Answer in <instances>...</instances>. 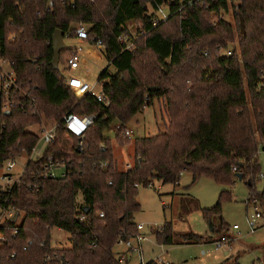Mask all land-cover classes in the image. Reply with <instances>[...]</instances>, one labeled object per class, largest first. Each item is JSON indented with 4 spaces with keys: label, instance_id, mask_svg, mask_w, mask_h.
<instances>
[{
    "label": "trees",
    "instance_id": "obj_1",
    "mask_svg": "<svg viewBox=\"0 0 264 264\" xmlns=\"http://www.w3.org/2000/svg\"><path fill=\"white\" fill-rule=\"evenodd\" d=\"M157 4L170 12L166 21L160 20ZM228 10L229 0H0V57L12 62L27 92L19 109L0 113V168L32 153L39 136L28 126L40 124L43 116L59 124L44 156L28 163L21 186L0 193V209L13 208L22 216L13 222L0 213V264H59L45 261L48 254L64 257L66 264H122L114 248L121 235L138 232L139 188L154 180L178 184L184 172L192 174L191 185L209 177L233 186L236 174H243L248 205L256 201L264 214V191L257 189L264 149V0H240L235 18H243L245 30L237 35L220 15ZM79 24L87 25L90 43L102 40V53L116 69H105L98 79L107 103L91 94L78 98L51 63L56 30L64 31V38L76 37ZM120 35H136L134 51L124 49ZM71 52L64 47L60 62ZM157 99L165 101L166 130L136 138L134 165L120 170L114 142L130 144L132 138L123 135L128 123ZM67 114L94 121L76 136L64 126ZM116 120L120 129L112 140L104 132ZM50 156L66 161V177L35 176ZM228 193L210 208L192 200L208 220L219 217L220 226L213 225L219 237L229 232L222 216ZM54 228L69 233L70 248L51 246ZM154 235L163 245L174 244L177 236L180 244L207 243L196 233L176 234L171 223ZM227 262L222 264H239Z\"/></svg>",
    "mask_w": 264,
    "mask_h": 264
},
{
    "label": "rangeland",
    "instance_id": "obj_2",
    "mask_svg": "<svg viewBox=\"0 0 264 264\" xmlns=\"http://www.w3.org/2000/svg\"><path fill=\"white\" fill-rule=\"evenodd\" d=\"M240 0H229V10L221 13L222 17L231 22L235 27L236 35L241 29V19L236 20V10ZM240 17V16H239ZM212 21L217 20L213 15ZM135 26H131L134 30ZM13 38V36H11ZM237 45V44H236ZM81 46L85 54V60L80 64L76 72H67L74 76L84 77L87 81L95 84V91H102V84L98 82L101 73L108 69L114 73L115 67L107 61L101 48L89 43L86 40H79L76 37L66 36L65 47L75 48ZM94 50L96 54L89 52ZM65 62L59 63V70L62 73ZM169 122V116L166 110L165 101L157 99L151 107H146L133 117L128 123V128L134 131L130 144H121L114 142V156L120 170H125L128 164L133 167L135 161L134 140L139 137L154 136L164 132ZM57 122L43 116L40 124L28 126V130L40 135L42 131L52 127ZM120 122L116 120L110 129L105 132V136L115 140ZM129 139V138H128ZM130 140V139H129ZM47 144L40 139L38 145L31 155L25 154L16 160V170L23 171L26 162L29 159H37L42 156L46 150ZM259 160L262 166L257 189L264 191V149L259 151ZM192 174L190 172L182 173L179 184H163L154 180L151 186H141L138 190L137 200L141 205V210L135 214V222L142 223L145 226V232L148 239L143 243V255L146 263L156 259H162L170 264H222L227 259L229 262H238L239 264H264V214L257 220L259 229L251 232L249 221L255 216L254 205H248L247 200L250 197V189L244 181L237 179L233 186L221 185L209 177H201L196 183H192ZM223 191H229L228 196L222 201V216L229 225V232L219 236L213 233V225L219 227L220 219L213 216L212 230L210 220L204 217L202 209H197L192 202H197L201 208H210L219 200ZM78 201L83 203V196L79 194ZM184 208L190 209L185 212ZM1 212V209H0ZM22 216L20 217L21 220ZM19 220V221H20ZM166 223H171L176 234L196 233L205 237L207 242L202 244H180L179 236L175 237V243L172 245L160 244L154 233L160 230ZM237 225L239 228L234 229ZM227 236L230 241L226 246H222L218 251H214L215 240ZM51 246L54 248H70V235L65 230L54 229L52 231ZM125 246H115V251L119 252L125 249ZM203 251H211L210 255H202ZM228 253V254H226ZM127 260L122 264H139L138 254H129Z\"/></svg>",
    "mask_w": 264,
    "mask_h": 264
},
{
    "label": "built area",
    "instance_id": "obj_3",
    "mask_svg": "<svg viewBox=\"0 0 264 264\" xmlns=\"http://www.w3.org/2000/svg\"><path fill=\"white\" fill-rule=\"evenodd\" d=\"M203 0H197V2H200ZM50 6H53V3L50 2ZM182 9L180 8L179 11ZM157 13L160 17V20L166 21L169 16L170 12L161 5L157 4ZM159 21H155L154 25H157ZM66 36H70V34H67ZM76 38L79 40H86L89 39V33H88V27L85 24H79L76 27ZM136 35L133 39L136 40ZM119 41L124 45L125 50H135V41L127 35H120ZM101 48L103 46L102 40H98L97 43L93 44ZM228 55L231 54L230 51L227 52ZM85 54L83 51V48L81 46L72 48L71 54L65 59L64 69L62 71L63 75L66 78V82L68 86L71 88V90L74 92V94L78 98H82L85 95L91 94L92 96H95L98 101L107 103L106 99L103 95V92H96L95 91V84L90 83L87 81L84 77L80 76H74L72 74H65V71L67 72H76L81 67L80 64L84 62ZM260 82L264 83V71H262V74L260 76ZM27 96V92L24 91L23 87L18 83L16 72L13 68V64L9 59L0 57V113L10 112L12 113L13 110H17L21 106V98H24ZM5 115V114H4ZM94 117L91 116H78L75 114H67L63 118L64 126L65 128L70 131L72 134L76 136H81L85 132V130L93 124ZM59 127V124L56 123L52 127H49L47 129L44 128L42 133H40L39 141L42 139L46 144L47 147L52 144L57 136V129ZM118 129H120V125L118 126ZM34 133V132H33ZM123 135L127 138H133L134 131L132 129H129L128 127L124 131ZM38 141V143H39ZM37 143V145H38ZM36 145V146H37ZM35 146V148H36ZM46 147V149H47ZM33 149V151L35 150ZM105 146L102 145V149L105 150ZM32 151V153H33ZM46 152V150H45ZM44 152V154H45ZM31 153V154H32ZM30 154V155H31ZM44 154L37 159H29L25 166L23 171L18 172L16 170V160L19 157H22L23 155L17 156L12 159H8L4 161L0 168V193H8L13 191L16 187L21 186V180L23 176L25 175L27 165L30 161H36L39 158L43 157ZM102 166H106L105 163H102ZM126 167L127 170L131 169V164H128ZM68 167L67 163L64 159L57 160L54 156H50L40 169L35 171V176L38 175V177L43 179H56V178H64L68 175ZM233 171H237V167H233ZM112 184V182H110ZM152 183L149 185L151 186ZM29 187H32L31 184H29ZM254 209H255V216L250 219V229L252 232H255L259 226L257 225V220L261 219L263 217L262 211L260 210L259 205L256 201L253 202ZM1 215L3 219L13 218L16 214V211L13 208H4L1 209ZM100 216L103 217L104 214L100 213ZM21 217V216H20ZM20 217H18V222H20ZM20 220V221H19ZM239 227L237 225L234 226V229H238ZM56 229V228H54ZM54 229H51V233ZM59 229V228H57ZM138 232L134 234L131 237H128L125 235H121L116 243V245L119 246H125L126 247V253L119 252V259L121 262L125 261L127 259V254L136 253L138 254L140 258L139 264H148L144 260V253H143V243L148 239V235L145 232V226L142 223L137 224ZM61 230V229H60ZM18 233V229L16 228L13 236L15 237ZM0 239H3L1 237ZM4 240V239H3ZM230 239L227 236H222L221 238L217 239V241L213 242L214 244V251H218L222 246H226L227 242H229ZM31 244V241L28 243ZM211 251H203L202 255H210ZM16 253L14 252L12 254V257L14 258ZM45 261H52L57 260L59 264H66V260L64 257H60L57 254L51 255L48 254L45 258ZM154 261H157L159 264H170L168 262H165L162 259H156Z\"/></svg>",
    "mask_w": 264,
    "mask_h": 264
},
{
    "label": "water",
    "instance_id": "obj_4",
    "mask_svg": "<svg viewBox=\"0 0 264 264\" xmlns=\"http://www.w3.org/2000/svg\"><path fill=\"white\" fill-rule=\"evenodd\" d=\"M241 30L242 32H244L245 30V25H244V20L241 17ZM65 33L64 31L57 29L54 36H53V49H54V58L52 60V65L55 69H59V63H60V56H61V51L62 49L65 47ZM5 115H10V112H5ZM236 177L240 180L243 181V174L241 173H237ZM90 208L87 207L86 208V213H89ZM19 212H16V214L14 215V217L12 218V221L15 222L18 218ZM210 227L212 230V222L210 221Z\"/></svg>",
    "mask_w": 264,
    "mask_h": 264
},
{
    "label": "crops",
    "instance_id": "obj_5",
    "mask_svg": "<svg viewBox=\"0 0 264 264\" xmlns=\"http://www.w3.org/2000/svg\"><path fill=\"white\" fill-rule=\"evenodd\" d=\"M88 42H89V41H88ZM89 43H90V42H89ZM91 44H92V43H91ZM89 52H91V53H93V54H96V52H95L94 50H93V51H92V50H89ZM105 132H106V131H105ZM105 132H104V134H105ZM124 171H127V168H125ZM178 184H179V183H178ZM258 226H259V225H258ZM259 228H260V227H259ZM259 228H258V229H259ZM251 232H252V231H251ZM252 233H253V232H252ZM115 252H116V251H115ZM121 252L126 253V248L123 249V250H121ZM226 254H228V253H226ZM129 256H130V255L127 254V259H128ZM127 259H126V260H127Z\"/></svg>",
    "mask_w": 264,
    "mask_h": 264
}]
</instances>
